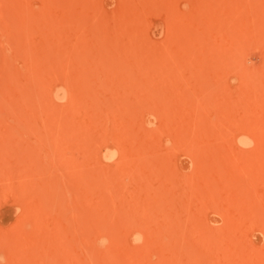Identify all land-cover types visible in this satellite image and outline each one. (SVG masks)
<instances>
[{
  "label": "rangeland",
  "instance_id": "rangeland-1",
  "mask_svg": "<svg viewBox=\"0 0 264 264\" xmlns=\"http://www.w3.org/2000/svg\"><path fill=\"white\" fill-rule=\"evenodd\" d=\"M0 255L264 264V0H0Z\"/></svg>",
  "mask_w": 264,
  "mask_h": 264
},
{
  "label": "clouds",
  "instance_id": "clouds-1",
  "mask_svg": "<svg viewBox=\"0 0 264 264\" xmlns=\"http://www.w3.org/2000/svg\"><path fill=\"white\" fill-rule=\"evenodd\" d=\"M244 145H242V147H243ZM252 146H254V142L253 141H249V143H248V145H246V147H252ZM141 242V240L140 239H138L137 238V236H134L133 237V243L134 244H137V243H140ZM0 264H6V260H5V257L4 256H2V255H0Z\"/></svg>",
  "mask_w": 264,
  "mask_h": 264
},
{
  "label": "bare ground",
  "instance_id": "bare-ground-1",
  "mask_svg": "<svg viewBox=\"0 0 264 264\" xmlns=\"http://www.w3.org/2000/svg\"><path fill=\"white\" fill-rule=\"evenodd\" d=\"M84 39V38H83ZM38 62V61H37ZM9 69V68H8ZM31 180V179H30Z\"/></svg>",
  "mask_w": 264,
  "mask_h": 264
}]
</instances>
